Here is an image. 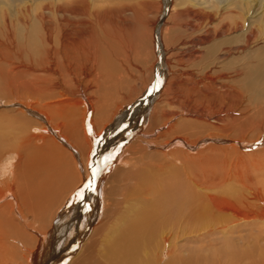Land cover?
Instances as JSON below:
<instances>
[{"label": "bare ground", "instance_id": "bare-ground-1", "mask_svg": "<svg viewBox=\"0 0 264 264\" xmlns=\"http://www.w3.org/2000/svg\"><path fill=\"white\" fill-rule=\"evenodd\" d=\"M20 6L35 7L38 22L25 29L24 50L16 49L14 36H9V94L20 101L17 105L23 111L11 110L8 125L23 140L9 143V164L2 168L9 176L3 179L11 200L0 206V238L5 236L14 252L7 264H61L80 242L70 264H264V179L254 185L228 167L194 166L172 149L166 152L176 141L190 148L206 133L242 141H254L264 133L263 105H253L248 92L236 87L237 78L243 82L247 78L246 67L228 74L227 68L218 67L220 59L210 54L220 36L236 33L229 42L243 39L247 44L252 34H244L248 19L221 27L219 37L203 41L204 47L212 46L204 54L187 55L201 65L198 70L184 68L188 62L178 51L185 44L177 48L167 38L180 23L165 31V44L158 43L157 49L159 76L147 95L155 99L142 108L138 126L118 139L119 148L101 168L108 171L120 162L100 194L96 181L86 180L88 172L96 178L100 171L89 165L90 156L94 160L92 142L97 144L106 127L107 131L115 127L116 112L142 91L136 82L129 85L136 79L129 66L138 67L129 62V55L135 51L136 59L152 64H147L145 88L155 51L151 59L143 58L138 33L134 51L128 44L121 17L126 5L121 0H23ZM217 17L210 16L208 25ZM153 32L148 34L152 46ZM13 51L19 62L13 60ZM166 169L176 175L163 193L168 198L152 204L151 198L162 190L149 189L150 182L156 181L158 170ZM76 187L81 188L52 227L62 202ZM90 187L94 193L89 198H97L96 212L104 196L102 220L94 229L90 226L89 237L85 232L79 241L70 242L65 231L59 232L60 223L72 205L87 208L84 193ZM173 227L194 233L197 245L187 257L173 255L178 233Z\"/></svg>", "mask_w": 264, "mask_h": 264}, {"label": "rangeland", "instance_id": "rangeland-1", "mask_svg": "<svg viewBox=\"0 0 264 264\" xmlns=\"http://www.w3.org/2000/svg\"><path fill=\"white\" fill-rule=\"evenodd\" d=\"M22 2L23 0H0V122L3 124L0 126V128H2V130H0V172L2 171L3 173L0 174V206H3L6 202L9 203L11 200L9 199L8 191L6 192V190L4 189V183L6 182L5 180H8L9 176L7 177L6 175L8 174L4 173L5 171L2 170V168L9 164L8 145L9 143H18L23 140V136L19 135L17 131H9L8 125L10 116L9 113L11 112V110L15 109L17 110V113L18 111H23L22 107H18L17 105V103H20V101L13 98L9 94V36H14L16 49L24 50L27 48L26 41H24V33L26 31L25 29L28 26L30 28L32 24L38 22L34 17V13L37 12V10L35 11V7L27 10L23 6H20ZM121 2L122 4L124 3L127 7H125V9L123 10L121 17L125 19V26L127 27L129 33L128 44L133 47L134 51L136 43L139 40V34V42H141L142 46H144L143 58H147L148 60L151 59L150 56L152 57L153 51H155L156 60L154 61L153 70L149 75L148 84L145 88H143V81L147 79V68L152 64L142 59L141 61H139L134 57L135 51H132L133 54H130L132 52H130L129 50V62L137 64L138 66H129V72L136 77V79H131L129 85L133 86L134 82H136V89L142 91L139 92L138 95L134 96L130 103L124 105L121 110L119 109L116 112V118L113 121L115 122L114 125L116 124L114 127L115 129L110 128V131H107L108 129H106V127L105 130L101 133L100 139L98 140L97 144H94V142H92L91 153H93L94 155V160L90 156L89 161L91 163H89V165L92 166V168L98 167L100 171H98V174H96V178L93 177L91 172H88V178L86 180H88L89 178L91 180L93 178L92 182L96 181L95 188L100 191V194L103 188L108 184V182L112 180V177L115 175L116 169L120 165V162L113 164V166H111L108 171L101 170V168L106 164L107 159L114 153V149L117 150L119 148L118 139L121 140L125 135L129 133V130L132 127L138 126L137 123L140 119L138 115L139 112H142L143 109L147 108L149 106V103L153 99H155L149 98L147 95L153 89L159 76L160 60L158 58L159 53L157 50L159 46L158 43H160V45L165 44V31L168 28L170 29L174 27L175 22H178L180 24L176 28V31L167 34V38H169L170 43H173V45H175V47L177 46V48H182L181 46L185 44V49L178 51V55L182 57L183 60L188 62L185 63L186 67L184 66V68H194L198 70L201 65L196 61L193 62L192 58L188 57L187 55L193 53L196 56H200L201 54H204L206 48L210 49L212 46L204 47L203 45H201L203 41H208L214 35H217V37H219L222 33V28L233 22H242L243 18H247L249 23L247 21L245 22V26L243 29L245 31L244 34L252 33L248 39L247 44L243 39L238 40L237 42H229L230 39L236 36V33L233 35V37L222 36L221 38L220 36V38L214 43L216 46L210 54L211 56H217L220 59L218 67L227 68L228 74L236 71L240 72L245 66L246 69H244V73H246V75L248 74L247 78L244 82L242 81V78H237L238 81L235 79L237 82H243H239L236 87H239L238 89L243 92H248V96H251L250 99H252L253 105H263L262 107H264V0H121ZM177 13H180V16H177ZM213 15H217L218 17L216 18V22L210 26L208 25V18ZM247 24L249 25V27L247 26ZM153 29L154 32L152 39L155 42L154 46H152L148 39V34L152 35L150 31H152ZM36 30L37 34L39 35L40 29L36 28ZM240 35L242 36L243 33H240L237 36ZM12 57L14 61H20L18 52L13 51ZM147 64L149 65L147 66ZM250 65H252V67ZM130 78L131 77L129 76V79ZM245 82L247 83L244 84ZM250 92H253V94H251ZM131 116L134 118L126 120ZM123 119H125L126 121L124 122ZM182 119L184 118H180L178 120L181 121ZM120 122L121 125L119 124ZM5 123L7 125V128L6 125H4ZM141 131L143 132L144 130L142 129ZM13 132H15L16 134ZM125 139L127 138H124V142ZM263 142L264 133L254 141H250L249 139L246 141L233 139L227 134L210 136V133H206L203 136V139L200 140V142H196V145L195 143L192 144L194 148H192V146L188 148V146L186 147L184 142L182 143L176 141L171 145V148L166 150V152H170L169 150L172 149L174 154L186 157V160L189 162V164H192L194 166L199 165L208 167L213 165L219 168L228 167L233 174L237 173L239 175L240 173L239 176L245 178L248 177L251 184L258 185L263 183L262 181L264 179ZM120 144L122 145L123 143ZM224 148L227 149L224 150ZM233 149L238 152H235ZM176 163H178V165L181 164L178 161ZM259 169H262L261 173ZM167 171V169L163 171L158 170L156 181L153 180V182H150L151 186L149 187V189L156 187L157 191L162 190V194L165 193L167 189H170V187L168 186L172 184L170 182L176 175L173 176ZM179 175L181 176V174ZM171 176L173 177L171 178ZM180 176L178 177L180 178ZM90 180L87 182H90ZM164 180L165 182H163ZM84 182L85 179L83 178V183ZM80 188L81 187H76L75 192L71 194L68 200H64L62 202V208H60V210L58 211V214L53 221L52 227L54 225H57L61 215L64 212V209L70 204V200ZM90 189H86V192L84 193V197H86L88 200L87 208H85L86 210L81 209V205H79L78 203L77 206L72 205V208H70L69 212L66 214L67 216H63L64 219H62L60 223L59 232L65 231L66 240H69L70 242L74 240L79 241L80 237H83V234L85 232H87L86 234L88 235L87 236L85 234L86 238L89 237L93 231L89 229L90 226H92V229H94L102 220V214L104 212V196L101 197V206L99 211L96 212L97 203L95 200L97 198L93 196H90L89 198V194L91 193L92 195L94 193V188L90 187ZM154 190L149 192L153 194L156 191ZM162 194H160L159 197L153 196V198H151V203L153 204L154 202H157L161 204L163 201H166L168 196H164V194L162 196ZM84 203L85 202H83L82 204ZM160 204L158 205V208L159 206H161ZM77 209H81L82 213H79V215L74 217V213ZM31 222L32 219L28 221V223ZM166 227L169 230L171 229V227L169 226ZM172 229V231L174 232L178 231V228L176 227H173ZM192 234L194 233L183 231L181 229L178 231L175 242L176 245L173 252L174 257H177V255L179 256L180 254L187 257L189 250L197 245L194 242L195 238L192 236ZM6 239L7 238H5V236L4 238H0V264H7L9 262V256L14 254L12 250H9V240ZM82 245L83 243L81 244L80 242V244H78L70 254L69 258L66 257L63 262H61V264H70L74 257L77 255Z\"/></svg>", "mask_w": 264, "mask_h": 264}, {"label": "snow or ice", "instance_id": "snow-or-ice-1", "mask_svg": "<svg viewBox=\"0 0 264 264\" xmlns=\"http://www.w3.org/2000/svg\"><path fill=\"white\" fill-rule=\"evenodd\" d=\"M81 195H82V193H81Z\"/></svg>", "mask_w": 264, "mask_h": 264}]
</instances>
